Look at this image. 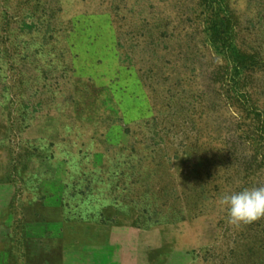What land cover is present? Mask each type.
Wrapping results in <instances>:
<instances>
[{
  "label": "rangeland",
  "instance_id": "obj_1",
  "mask_svg": "<svg viewBox=\"0 0 264 264\" xmlns=\"http://www.w3.org/2000/svg\"><path fill=\"white\" fill-rule=\"evenodd\" d=\"M264 0H0V264H264Z\"/></svg>",
  "mask_w": 264,
  "mask_h": 264
},
{
  "label": "clouds",
  "instance_id": "obj_2",
  "mask_svg": "<svg viewBox=\"0 0 264 264\" xmlns=\"http://www.w3.org/2000/svg\"><path fill=\"white\" fill-rule=\"evenodd\" d=\"M233 225L251 224L264 218V186L223 194L217 201Z\"/></svg>",
  "mask_w": 264,
  "mask_h": 264
}]
</instances>
